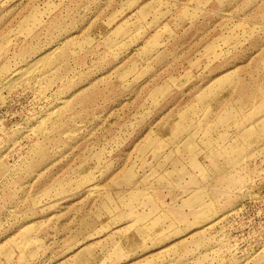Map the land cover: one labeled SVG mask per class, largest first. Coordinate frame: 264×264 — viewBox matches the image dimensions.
Here are the masks:
<instances>
[{"label": "rangeland", "instance_id": "1", "mask_svg": "<svg viewBox=\"0 0 264 264\" xmlns=\"http://www.w3.org/2000/svg\"><path fill=\"white\" fill-rule=\"evenodd\" d=\"M0 264H264V0H0Z\"/></svg>", "mask_w": 264, "mask_h": 264}]
</instances>
